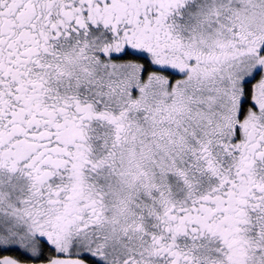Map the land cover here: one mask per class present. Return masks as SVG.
Instances as JSON below:
<instances>
[{
  "label": "snow or ice",
  "instance_id": "obj_1",
  "mask_svg": "<svg viewBox=\"0 0 264 264\" xmlns=\"http://www.w3.org/2000/svg\"><path fill=\"white\" fill-rule=\"evenodd\" d=\"M0 264H264V0H0Z\"/></svg>",
  "mask_w": 264,
  "mask_h": 264
}]
</instances>
